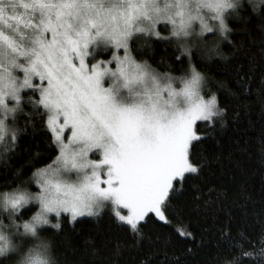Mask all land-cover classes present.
I'll return each mask as SVG.
<instances>
[{
  "label": "snow or ice",
  "instance_id": "obj_1",
  "mask_svg": "<svg viewBox=\"0 0 264 264\" xmlns=\"http://www.w3.org/2000/svg\"><path fill=\"white\" fill-rule=\"evenodd\" d=\"M229 102L264 119V0H0V264H120L126 249L135 264H264V195L207 180ZM30 129L44 150L15 166ZM258 137L240 151L264 170ZM192 211L212 220L199 239ZM84 218L99 242H74ZM110 232L125 239L107 249Z\"/></svg>",
  "mask_w": 264,
  "mask_h": 264
},
{
  "label": "trees",
  "instance_id": "obj_2",
  "mask_svg": "<svg viewBox=\"0 0 264 264\" xmlns=\"http://www.w3.org/2000/svg\"><path fill=\"white\" fill-rule=\"evenodd\" d=\"M242 25L237 23H230V27L232 28H240ZM234 42H238L241 39H244L247 42V37H242L239 34H232L230 37ZM258 38V37H256ZM137 44L142 43V41H136ZM155 57L154 60L151 61L155 64V61H158L162 55H165L163 52V45H155ZM222 50L225 53L231 51V47L225 41L222 43ZM218 59V58H215ZM161 71H165L166 69L161 67ZM211 73L216 76L217 79H224L227 81L229 87H234V82L223 72L222 64H213L210 69ZM222 106L225 103L223 95L221 96ZM237 113V109L234 107V102H229L228 106V114L225 117L226 127L223 131L222 135H218L217 139L220 141V149L222 165L218 164L213 169V175L208 176L207 180L216 185H224L227 187L230 196L237 194V188L240 185H243L245 191L250 193L254 200L259 201L261 195H264V170H261L256 162V157L253 154L251 157L245 153L240 151L241 148H244L245 142H248V148L251 150L253 145L258 142V134L261 131L262 125H264V119L261 118L260 109L258 106H253L245 112L244 109L239 110V116L237 119H234V115ZM201 128L204 127L203 124L200 125ZM46 144V138L43 133H37L36 135L32 134L31 129L27 134H22V138L20 141V147L17 149V152L20 153L19 156L13 157L10 159V162H13L15 166H19L24 163L29 157L27 152H36L43 151ZM215 144L214 141H209L205 144V147L209 151H215L216 149L213 147ZM39 145V147H38ZM229 152H231L232 159H227ZM55 152L51 153V156H54ZM239 159L242 163L244 172L239 173L233 167V162ZM45 163L47 161H44ZM38 166V165H37ZM30 171V169H29ZM235 174V179L233 175ZM191 183H198L203 185V180H194ZM194 193L192 192L191 187L188 188V196L191 197ZM220 220H223L224 217L221 215L219 217ZM183 223L188 225V230L193 232L197 239L200 238L202 230L205 228H209L212 224V220L210 217H204L201 213L197 212H189L186 215ZM173 225L179 227V222L173 221ZM101 227H105L103 222L101 223ZM75 229L79 231L74 233V242L80 243L83 240V237L88 235H96L97 241L99 242L102 237L96 233V225L95 223L87 218H84L83 222L75 225ZM71 231V230H69ZM169 229L165 227H160L155 229L153 235L159 234L161 238L165 237L168 233ZM235 231V229H234ZM106 235L111 236V240L107 245V249H111L115 246L118 240L125 239L120 233L110 232L106 233ZM213 236V232L209 231L205 234V240H208ZM128 243H131V240H128ZM187 246V241L183 238L177 239L174 241V247L176 250H183ZM106 249V250H107ZM203 249L198 250V256L203 253ZM135 251L125 250L120 257V264H135L136 259Z\"/></svg>",
  "mask_w": 264,
  "mask_h": 264
},
{
  "label": "rangeland",
  "instance_id": "obj_3",
  "mask_svg": "<svg viewBox=\"0 0 264 264\" xmlns=\"http://www.w3.org/2000/svg\"><path fill=\"white\" fill-rule=\"evenodd\" d=\"M109 55H110V53H109Z\"/></svg>",
  "mask_w": 264,
  "mask_h": 264
}]
</instances>
